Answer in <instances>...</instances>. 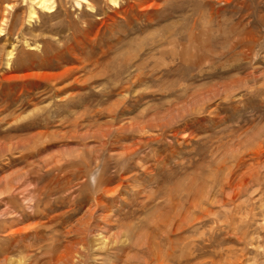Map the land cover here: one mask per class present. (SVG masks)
Here are the masks:
<instances>
[{
    "label": "rangeland",
    "instance_id": "rangeland-1",
    "mask_svg": "<svg viewBox=\"0 0 264 264\" xmlns=\"http://www.w3.org/2000/svg\"><path fill=\"white\" fill-rule=\"evenodd\" d=\"M52 1L0 0V262L264 264V0Z\"/></svg>",
    "mask_w": 264,
    "mask_h": 264
},
{
    "label": "bare ground",
    "instance_id": "bare-ground-1",
    "mask_svg": "<svg viewBox=\"0 0 264 264\" xmlns=\"http://www.w3.org/2000/svg\"><path fill=\"white\" fill-rule=\"evenodd\" d=\"M109 1H111L112 3H114V4H116V0H109ZM31 2H32V4L29 6V9H28V15H27V17L29 18V21H30V19H32V18H35L36 17V14H37V10L36 9H41V10H45V11H50L53 7H54V2L52 1V0H31ZM75 2H76V4L77 5H80V3H88L89 1L88 0H75ZM88 5V4H87ZM131 5H133V4H131ZM93 7V6H92ZM131 8V7H130ZM189 29V28H188ZM210 39V38H209ZM208 40V39H207ZM178 44V43H177ZM203 44V43H202ZM206 44V43H205ZM199 45V44H198ZM202 46H205V45H202ZM233 47V46H232ZM179 49V48H178ZM186 49H189V48H186ZM191 49H193V48H191ZM190 50V49H189ZM198 50H199V48H198ZM202 50V49H201ZM183 53H185V52H183ZM12 54V52H11V50L10 51H8L7 52V55H8V57H10V55ZM179 54V53H178ZM182 55V54H181ZM180 55V56H181ZM190 55V54H189ZM179 56V57H180ZM191 56V55H190ZM181 58V57H180ZM180 60V59H179ZM192 60V59H191ZM206 60V59H205ZM176 61V60H175ZM203 61V60H202ZM182 62V61H181ZM186 62V61H185ZM201 62V61H200ZM206 62V61H205ZM177 63V62H176ZM207 63V62H206ZM185 64V63H184ZM198 64V63H197ZM173 66V65H172ZM171 66V67H172ZM188 66V65H187ZM182 67V66H181ZM185 67V66H184ZM180 69V68H179ZM167 74V73H166ZM123 112V111H122ZM187 114V113H186ZM155 124V123H154ZM160 124V123H159ZM132 125V124H131ZM144 126H146L145 124H144ZM166 127V126H165ZM124 128V127H123ZM126 128V127H125ZM137 129V128H136ZM162 129V128H161ZM109 131V130H108ZM124 131V130H123ZM136 131V130H135ZM110 133H111V131H110ZM38 135V134H37ZM151 135V134H150ZM142 136V135H141ZM145 136V135H144ZM148 136V135H147ZM146 136V137H147ZM127 137V136H126ZM149 138V137H148ZM147 138V139H148ZM103 139V138H102ZM154 139V138H153ZM102 141V140H101ZM130 144V143H129ZM145 144H146V140H145ZM130 146V145H129ZM138 146V145H137ZM258 149V148H257ZM130 150V149H129ZM32 151V150H31ZM132 151V150H131ZM25 153H27V151L25 152ZM95 153V152H94ZM120 153V152H119ZM95 155V154H94ZM85 160V159H84ZM51 161V160H50ZM49 161V162H50ZM88 161V160H87ZM94 161V160H93ZM86 162V161H85ZM48 163V162H47ZM43 164V163H42ZM95 164H97V162H96V160H95ZM68 166V165H67ZM78 166V165H77ZM76 166V167H77ZM87 167H89V166H87ZM58 168V167H57ZM60 168V167H59ZM68 169V168H67ZM80 170V169H79ZM79 170H78V172H79ZM87 171V170H86ZM68 172V171H67ZM82 174H83V172H82ZM84 175V174H83ZM21 176V175H20ZM15 179V178H14ZM72 179V178H71ZM100 180V179H99ZM67 183V182H66ZM65 183V184H66ZM99 183H101V182H99ZM98 183H96V185H97ZM118 185V184H117ZM76 186V185H75ZM43 187V186H42ZM45 187H47V185H45ZM65 188V187H64ZM85 188V187H84ZM113 188V187H112ZM44 189V188H43ZM48 189H49V187H48ZM70 189V188H69ZM104 189V188H103ZM33 190V189H32ZM53 190V189H52ZM100 190V189H99ZM50 191V190H49ZM48 191V192H49ZM68 191V190H67ZM81 191V190H80ZM104 191H105V189H104ZM109 191V190H108ZM189 191V190H188ZM44 192V191H43ZM42 192V193H43ZM57 192V191H56ZM100 192H102V191H100ZM103 193V192H102ZM106 193V192H105ZM68 194V193H67ZM149 194V193H148ZM67 198V197H66ZM98 201V200H97ZM48 202V201H47ZM143 202V201H142ZM3 203V202H2ZM99 203V202H98ZM58 205V204H57ZM47 208H48V206H47ZM45 212H46V210H45ZM2 213V212H1ZM184 213V212H183ZM95 217V216H94ZM156 218H157V215L155 216ZM182 217V216H181ZM57 218H59V215H57V216H53V217H51V218H49V219H47L45 222H41V223H39V225L42 227V228H45V227H48V223H51V221H53V220H55V219H57ZM159 219V218H158ZM178 219V218H177ZM93 220V219H92ZM160 220V219H159ZM163 220V219H162ZM157 222H158V220H156ZM165 221V220H164ZM180 221V220H179ZM186 221H188L187 220V218H186ZM11 222V221H10ZM153 222V221H152ZM157 222H154L155 224H154V227H155V229H158V230H161L160 229V227L161 226H159L158 224H157ZM190 222V221H189ZM188 222V223H189ZM191 223V222H190ZM37 224V223H36ZM34 225V224H33ZM152 225V224H151ZM190 224H188L187 226L188 227H190L189 226ZM37 226V225H36ZM150 226V225H149ZM163 226H165L164 225V223H163V225H162V227ZM168 226V225H167ZM167 226H166V230H167ZM174 227H177L176 225L174 226ZM32 229V228H31ZM30 229V230H31ZM41 229V228H40ZM84 229H85V227L82 225V227H81V229L80 228H77L76 230H74L75 231V233L76 234H78V239H76L75 241H72V242H70L69 241V245L66 247V249L68 250H70V252H71V256H72V259L74 258H77L75 261H78V262H80L82 259V257H84V255L82 254V251L85 249V244L87 243V241H86V239H85V236H84ZM179 229V228H178ZM183 229V228H182ZM184 229H186V228H184ZM174 230V229H173ZM168 231H170V230H168ZM26 232V231H25ZM68 232V231H67ZM161 232V231H160ZM177 232H178V230H177ZM181 232V231H180ZM183 232V231H182ZM16 233V232H15ZM39 231L35 234V236H34V238H33V241H38V239H40V236H39ZM168 233V232H167ZM174 233V232H173ZM172 233V234H173ZM68 233H66V235H67ZM166 234V233H165ZM169 234V233H168ZM27 235H29V234H27ZM69 235V234H68ZM163 235V234H162ZM170 235H171V233H170ZM70 236V235H69ZM69 236H66V237H69ZM148 236H150V234H148ZM155 236V235H154ZM164 236V235H163ZM27 237V236H26ZM151 237V236H150ZM169 236H167L166 237V239H165V247H161L160 245H158V247L155 249V250H153V248L151 249V255L154 257V259H155V264H161V262L163 263H167L168 262V264H169V262L171 261V264H173L176 260H177V262L178 261H181L180 260V258L183 256V257H187V254H189V252H188V250H189V247H187L186 246V242H185V244L183 245V251L182 252H178L177 254L175 253V250H174V248H175V246H173V242H172V240L170 239V238H168ZM31 238V237H30ZM51 238V237H50ZM146 238H147V236H146ZM152 238H153V236H152ZM165 238V237H164ZM148 239H150V238H148ZM185 239H186V237H185ZM28 240V239H27ZM139 240V239H138ZM17 241V240H16ZM54 241V240H53ZM142 241V240H141ZM140 240L137 242V245L138 246H140V245H142V242H141ZM29 242V241H28ZM145 242H146V240H145ZM181 242V241H180ZM183 242V241H182ZM51 243H52V241H51ZM117 243V242H116ZM147 243H149L148 241L146 242V246H147ZM164 243V242H163ZM31 245V244H30ZM29 246V245H28ZM27 246V247H28ZM154 246V245H153ZM160 246V247H159ZM181 246V245H180ZM15 247V246H14ZM68 247H70V248H68ZM115 247H117V246H115ZM144 247V246H143ZM182 247V246H181ZM10 248V247H9ZM24 247L21 245V247L20 246H18V248H16V249H18L19 251L20 250H22ZM119 248V247H118ZM113 249V248H112ZM17 250V251H18ZM181 250V249H180ZM179 250V251H180ZM5 251V250H4ZM5 253V252H4ZM55 253V252H54ZM6 254V253H5ZM3 256V255H2ZM66 257V256H65ZM117 257V256H116ZM189 258V257H188ZM194 258V257H193ZM151 259H153V258H151ZM182 259V258H181ZM184 259V258H183ZM190 259H192V258H190ZM185 260V259H184ZM14 261V260H13ZM13 261H11L10 260V258H8L7 256H5V257H3V259H2V261L0 262V264H13ZM111 261V260H110ZM55 262H58V263H56V264H59V263H61V264H65V263H63V262H61V261H59V260H56ZM153 262V261H152ZM70 263L71 264H74L75 262H72V261H70ZM85 263V262H84ZM163 263V264H164ZM17 264H18V262H17ZM177 264V263H176ZM180 264V263H179ZM186 264V263H185Z\"/></svg>",
    "mask_w": 264,
    "mask_h": 264
}]
</instances>
